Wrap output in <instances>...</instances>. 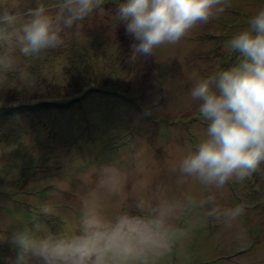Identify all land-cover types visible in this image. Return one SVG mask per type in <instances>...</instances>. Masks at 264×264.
<instances>
[{
    "label": "rangeland",
    "instance_id": "obj_1",
    "mask_svg": "<svg viewBox=\"0 0 264 264\" xmlns=\"http://www.w3.org/2000/svg\"><path fill=\"white\" fill-rule=\"evenodd\" d=\"M40 2L49 0H0V6L23 13ZM121 2L105 0L67 32L62 46L40 58L0 49L15 61L0 83L28 92L21 101L0 97V264L16 258L13 232L34 221L42 233L77 232L87 190L95 187L101 167L112 163L126 180L122 194L105 201L109 219L140 214L135 201L157 188L179 200L215 197V205L186 208L177 217L174 226L186 236L154 264H264V164L220 190L191 179L178 182L181 159L207 128L189 90L198 78L238 63L240 54L225 44L249 26L264 0H228L219 19L136 62L129 60L134 40L116 14ZM20 71L32 76L26 86ZM154 102L159 113L144 117ZM140 181L147 182V193L138 190ZM238 204L245 211L231 225L208 215L214 206ZM46 206L51 213L41 215Z\"/></svg>",
    "mask_w": 264,
    "mask_h": 264
},
{
    "label": "clouds",
    "instance_id": "obj_2",
    "mask_svg": "<svg viewBox=\"0 0 264 264\" xmlns=\"http://www.w3.org/2000/svg\"><path fill=\"white\" fill-rule=\"evenodd\" d=\"M105 0H49L26 12L0 6V49L19 50L26 58H40L64 44L67 32L80 27ZM228 0H123L118 4L119 22L134 40L130 62L155 56V49L175 45L192 29L219 19ZM239 53L238 63L196 80L190 98L199 102L198 111L207 121L206 136L194 151L180 161L178 182L198 181L206 189H223L230 181L243 182L264 164V9L250 18L249 26L225 44ZM15 61L0 55V74L14 70ZM18 79L27 85L29 72ZM154 102L144 117L159 113ZM126 176L112 163L100 169L94 188L86 200L74 233L46 231L38 221L32 227L13 232L11 243L18 249L12 264H147L163 256L186 236L174 221L186 208L215 205V197L199 201L169 198L160 188L140 195L135 208L109 219L104 214L107 199L120 196ZM138 190L149 186L140 181ZM245 211L243 204L232 208L214 206L208 215L231 225ZM44 207L41 215H49Z\"/></svg>",
    "mask_w": 264,
    "mask_h": 264
},
{
    "label": "trees",
    "instance_id": "obj_3",
    "mask_svg": "<svg viewBox=\"0 0 264 264\" xmlns=\"http://www.w3.org/2000/svg\"><path fill=\"white\" fill-rule=\"evenodd\" d=\"M27 93H28L27 90L10 87L8 84L0 83V97H4V98L7 97V98L14 99V101H21L22 99H25L27 97ZM9 107L11 106L9 105L6 107H1V110L8 109ZM11 109L13 110V108ZM20 109H21V106L15 108L14 113L16 112L18 114L20 112Z\"/></svg>",
    "mask_w": 264,
    "mask_h": 264
}]
</instances>
